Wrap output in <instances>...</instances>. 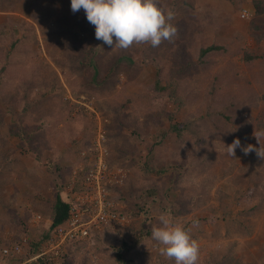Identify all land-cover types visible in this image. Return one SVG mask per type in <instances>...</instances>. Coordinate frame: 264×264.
<instances>
[{"label": "rangeland", "instance_id": "1", "mask_svg": "<svg viewBox=\"0 0 264 264\" xmlns=\"http://www.w3.org/2000/svg\"><path fill=\"white\" fill-rule=\"evenodd\" d=\"M49 1L54 2L51 16L33 12L31 6L35 3L46 8ZM157 2L168 8V0ZM62 3L63 0H0V66L4 53L10 49L11 33L20 37L32 25L10 53L12 62L0 83V247L12 236L25 233L31 248L25 249L17 261L0 255V264H37L28 260L35 252L32 242L39 240L47 229L55 193L60 191L65 197L73 170L82 174L101 150L112 173L110 192L124 205L129 222L93 232L72 248L68 261L62 264H117L114 246L121 245L124 239L133 244L138 233H145V228L152 232L153 227L160 226L161 214L182 225L193 217L203 218L212 212L217 216L216 230L206 222L195 227L190 220L187 226L199 244L197 264H210L227 249L243 264H264V207L257 215L242 217L249 220L251 235L232 230L226 236L223 215L215 208L214 199L217 188L234 197L235 188L245 187L241 168L252 164L264 168V158L255 151L245 154L240 149L235 150V156H229L228 143L213 132L214 125L205 136L208 145H196L190 134L178 139L173 133L159 143V133L167 130L170 122L168 115L181 120L189 109L194 110L214 74L224 70V77L231 83L229 89L248 80L250 71L243 53L245 48L256 46L257 34L262 35L259 45L264 48V11L257 12L264 8V0L260 8L254 4L255 0H179L172 21L176 35L171 41H162L155 51L147 43L133 44L128 49L111 48L97 40L95 32L84 48L85 39L81 42L72 39L78 28L70 30L69 25L76 23ZM244 8L248 15L241 17ZM253 21L261 29L253 28ZM89 26L95 31L94 25ZM210 43L225 47V51L211 54L205 71L195 66L176 77L183 82L179 91L182 93L183 89L188 101L191 100L189 107L177 106L169 100L168 91L153 89L159 76L165 85L163 79L169 77L170 70L178 69L172 66L186 62L200 45ZM142 51H151L157 56L156 61L146 59ZM86 53L101 56L103 63L97 77L101 85L90 82L93 78L90 69L78 72L72 68V62ZM125 55L131 61H117L112 66L118 56ZM258 63V60L254 63L255 72L259 71ZM221 88L220 92L228 89L224 83ZM231 93L236 98V93ZM259 102L263 103L261 99ZM256 113L253 108V116ZM12 124H21L17 128L24 129L33 139L31 144L11 133ZM258 131L264 132V128ZM256 132L252 128L249 143L255 141L264 147V135L257 140ZM151 151L153 157L149 158L147 170L144 164ZM194 163L205 166L206 171L195 175L190 168ZM158 168H163V172L156 171ZM184 170L187 172L181 174ZM199 188L203 190L200 193L196 191ZM181 192L185 200L191 197L208 200L185 216L175 217L171 212L161 211L173 208ZM224 200L227 203L229 198ZM251 203L248 200L234 207L233 215ZM141 204L145 212L141 211ZM211 206L216 210L212 211ZM134 211L140 214L132 215ZM34 214L41 215L35 223ZM134 221L132 235L119 233ZM129 252L133 264H161L168 259L159 254L151 236Z\"/></svg>", "mask_w": 264, "mask_h": 264}, {"label": "trees", "instance_id": "2", "mask_svg": "<svg viewBox=\"0 0 264 264\" xmlns=\"http://www.w3.org/2000/svg\"><path fill=\"white\" fill-rule=\"evenodd\" d=\"M179 0H168V8L171 9L175 15L177 13L178 3ZM257 8L262 7L263 0H255V3ZM54 2L49 1L48 6L45 8V6H40L35 3V5L31 6L33 8V12L41 15L42 17H48L51 16L53 10H54ZM63 8L68 10L70 12V18L74 19V22L76 24L69 25L72 27L70 30L73 29V27H77V31L74 32V37L72 39H76V41L81 42L82 39L84 40V48L87 47L88 43L90 42L91 37L94 34L93 28H91L89 25L90 23L87 21L84 10L81 9L78 12H72L70 7V0H63L62 3ZM264 11V8L262 7L257 12L261 13ZM175 17V16H174ZM252 27L255 29H261V26L257 24L255 21L252 22ZM32 26V25H31ZM31 26L28 25L27 28H25V32L20 36L16 37L15 32L11 33V38L9 40V46L8 52L4 53V61L0 66V83H2L5 79L4 72L7 73L8 67L11 64V55L12 52L16 46L17 43L21 42L23 38L26 37V31H31ZM72 34V33H71ZM81 35V36H79ZM262 35L257 34L255 36L256 40V46L254 48H245L243 53V59L247 65V69H249V78L245 81L243 85H239L237 82V85L229 89V85H231L230 82L227 81V78L224 77L225 73L224 70L221 72L213 75V80L210 85L206 87V90L203 93V97L199 101V104L194 107V110L189 109V113L186 114L181 120H175L171 114H169V125L167 130H163L159 133V143L164 139V137L169 134L173 133L175 138H185L187 134H190L192 137V142L195 143L198 146H204L208 145L209 142L205 140V136L212 132L211 126L214 125L213 132L216 133L218 137H220L222 140H225L228 144L232 143L234 139H239L241 146H247L248 144H252L254 147H259V144H257L255 141L249 143V136L252 132V128L254 130L258 131L262 128H264V48L259 45V42L261 40ZM100 42H102L100 40ZM101 44V43H100ZM135 45V44H134ZM147 47V46H144ZM6 48V47H5ZM158 47H151V50L155 51ZM90 51V48L88 49ZM225 51V47L210 43L205 45H200L198 47V52L193 53L192 52V58L191 56H188L187 61L184 63H180L178 66H172L173 68L178 69H171L169 77H165L164 83L161 82L162 77H158V79L154 82L153 89H156L157 91H168L167 97L169 100H172L177 106L182 107H189L190 102L187 99V93L183 91H179V88H183L182 80L177 79V75L179 73H182L186 68L190 69L195 66H200L201 70H206L205 68L210 63L209 56L213 53L223 52ZM11 53V55H10ZM144 53V57L151 61H156L155 55H152L151 51H142V55ZM91 54L86 53V55L81 54L78 57L77 61L72 62V68H74L76 71L81 72L84 69L88 70L90 69L93 75L92 80L90 81L92 84L101 85L102 82L99 81L98 74L100 73V65H102V61L100 59V55L97 57L90 56ZM194 56V57H193ZM118 56L117 59L112 63V66L117 61H131V58L126 56L120 57ZM145 59V60H146ZM256 60L259 61V71L255 72L253 71L254 63ZM133 63H136L132 61ZM137 64V63H136ZM159 64V63H158ZM235 73V71H234ZM222 83H224L227 86V90L225 92H220L222 89ZM234 83V82H233ZM234 84H232L233 86ZM238 88V90H237ZM236 93V98L231 93ZM159 94V93H158ZM163 96V95H162ZM185 96L186 98H184ZM241 96V97H240ZM262 100L263 103H260L259 100ZM194 102L197 100H193ZM256 108L257 113L253 116L252 109ZM26 109L23 108V111ZM19 125L21 124H12V131L11 133L16 134L17 137H20L21 140L25 143L31 144V137L29 135H26L24 132V129H18L21 128ZM18 127V128H17ZM209 128V130H208ZM261 150H264V147L260 144ZM242 150V148H237L235 150ZM37 150V149H35ZM149 157L146 158L144 167L148 170L150 168L149 164V158L153 157V152H149ZM180 167V166H178ZM256 166L249 165L248 167H242L241 169L244 170V177L242 176V181L245 187L242 189L237 187L234 190V197H231V195L225 193L224 190L221 188L216 189V195H214V199L217 201V205L215 208H219L222 212V219L224 220V226H225V233L226 236H229L232 230L238 231L240 234L249 236L252 233V226L249 222V220H245L242 217L248 218L254 215H257L263 211L264 207V192H263V186H264V173H261L260 171L264 172V168L259 166L258 168H255ZM191 170L193 173L200 174L206 171L205 166H199V164H192L190 165ZM155 169V168H152ZM188 170V169H187ZM187 170H184L183 172H180L181 174H184L187 172ZM158 172H163V168H158L156 170ZM245 178V179H244ZM198 193L203 191L199 188V191L196 190ZM201 197L200 195H198ZM226 198H229V201L225 203ZM117 199V198H116ZM192 199V200H191ZM118 200V199H117ZM125 200V199H124ZM208 198L205 199H198L195 200V198L191 197L187 200H185L184 194L182 192L179 194V196L174 200L173 208L170 209H161V211H164V213H173L175 217L185 216V214H190L194 209L199 207L200 205L204 204L205 201H207ZM248 200H251L252 203L245 206L244 208L236 210L237 215H233V208L238 207L239 204L244 203ZM68 207L69 204L66 200L63 199V197L60 194V191H57L55 193V198L52 206V214H51V223L50 226L43 232V235L41 238L37 241H33V248L37 249L39 247L40 243L48 237L50 230L58 225H62L66 220L68 216ZM141 207V211L145 212L143 208V204L139 205ZM212 207V211H215L216 209ZM213 214L210 216H205L203 218H197L193 217L190 220L191 221H198L199 227H202L201 224L204 222L209 223L214 226L215 228L213 230L217 229V216ZM138 215L140 214V211H134L132 212V215ZM135 217V216H134ZM190 220H187L182 224L183 227L187 228ZM135 225L136 221H134V224H129L128 226L121 228L119 233H123L124 235H132V233L135 231ZM195 229V228H194ZM192 236H195V234H191ZM17 236V235H16ZM20 236V235H19ZM19 236H17L14 239H17ZM147 236H151L150 229L145 228V233L142 235L140 233L137 234L136 240L133 244H128L127 241L124 239L122 240L121 245H115L114 246V258L117 264H133V257L130 255V249L134 246L136 247L140 242L143 240H147ZM82 242H74V243H68L66 245V249L64 253L62 254L59 264L66 263L69 259V255L71 254L75 246L78 244H81ZM32 248V250H33ZM39 264V263H37ZM161 264H174V260H164ZM204 264H209V262H205ZM210 264H243L240 262L239 258L235 259L234 254L231 252V249H227L225 253L221 255V257L218 259L212 261Z\"/></svg>", "mask_w": 264, "mask_h": 264}, {"label": "clouds", "instance_id": "3", "mask_svg": "<svg viewBox=\"0 0 264 264\" xmlns=\"http://www.w3.org/2000/svg\"><path fill=\"white\" fill-rule=\"evenodd\" d=\"M70 7L74 13L83 9L87 21L95 27L96 39L111 48L128 49L141 43L155 48L162 41H171L177 32L172 23L175 13L162 7L157 0H70ZM254 135L258 140L264 132L257 131ZM237 148H242L245 154L255 151L257 156L264 158L260 145L242 147L239 139L226 146L227 154L235 156ZM158 219L160 226L153 227L151 238L159 254L174 260V264H197L199 244L191 230L174 224L166 214ZM192 223L199 226L198 221Z\"/></svg>", "mask_w": 264, "mask_h": 264}, {"label": "built area", "instance_id": "4", "mask_svg": "<svg viewBox=\"0 0 264 264\" xmlns=\"http://www.w3.org/2000/svg\"><path fill=\"white\" fill-rule=\"evenodd\" d=\"M247 15V9L244 8L241 17ZM86 167L82 174L78 169L73 170L71 183L65 190L66 196L63 199L69 204L67 220L50 230L48 237L43 239L28 260L39 264H58L68 243L83 242L103 227L129 222L124 205L110 192L112 173L103 151H99L93 163ZM40 218V214H34L32 221L35 223ZM30 248L29 236L24 233L17 239L12 236L3 243L0 255L17 261L24 250Z\"/></svg>", "mask_w": 264, "mask_h": 264}, {"label": "crops", "instance_id": "5", "mask_svg": "<svg viewBox=\"0 0 264 264\" xmlns=\"http://www.w3.org/2000/svg\"><path fill=\"white\" fill-rule=\"evenodd\" d=\"M60 193H62V192H60ZM48 221H49V223H50V221H51V220H50V219H48Z\"/></svg>", "mask_w": 264, "mask_h": 264}]
</instances>
